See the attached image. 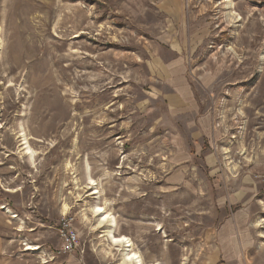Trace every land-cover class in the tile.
Masks as SVG:
<instances>
[{
	"label": "rangeland",
	"instance_id": "1",
	"mask_svg": "<svg viewBox=\"0 0 264 264\" xmlns=\"http://www.w3.org/2000/svg\"><path fill=\"white\" fill-rule=\"evenodd\" d=\"M223 1L0 0V264H121L96 206L147 264H264V0ZM178 55L213 167L176 148Z\"/></svg>",
	"mask_w": 264,
	"mask_h": 264
},
{
	"label": "crops",
	"instance_id": "2",
	"mask_svg": "<svg viewBox=\"0 0 264 264\" xmlns=\"http://www.w3.org/2000/svg\"><path fill=\"white\" fill-rule=\"evenodd\" d=\"M166 66L170 72V78L172 80L171 84L173 92L171 94H167V97L169 103L171 104L170 108L174 112L173 114L178 117L184 116V118L192 115V120L187 121L186 118V122H184V125L187 128V138L181 131L175 136L176 148L184 152V165L185 162L191 160L190 153L188 151L191 150L192 146V148L196 149V162L199 157L204 158V162L208 165L211 163V166L213 167L214 161L211 160L212 157H209L206 154V151L211 149L215 136V131L212 127V116L211 114H208L207 111H204L202 106L203 101L199 99L198 96V89H196L195 96L192 86L185 78L184 57L182 55H178L168 62ZM187 155H189V157ZM196 166H198L197 163ZM197 181L198 180H196V182ZM243 205L244 204H242V208L240 207V209L236 210V213L232 216V218L226 219L228 222L224 228L222 227L226 234H223V236L220 237L222 239L224 238L222 242L217 241L218 245L249 246L251 244V239L254 237L253 235L255 232V225L253 227L252 224V209ZM224 208L226 209L227 207ZM227 230H230V233ZM229 256L230 257L228 259L234 262H238L239 257V260H242L241 252H236Z\"/></svg>",
	"mask_w": 264,
	"mask_h": 264
},
{
	"label": "bare ground",
	"instance_id": "3",
	"mask_svg": "<svg viewBox=\"0 0 264 264\" xmlns=\"http://www.w3.org/2000/svg\"><path fill=\"white\" fill-rule=\"evenodd\" d=\"M226 1H229V0H224L223 2H226ZM227 6L233 8L234 3L232 1H229ZM241 19L242 18L238 14L234 13V21L238 22ZM26 144H27V142H26ZM27 149H28L27 154L29 156V159L31 161H33V159L35 158L34 151L31 150L29 148V146H27ZM96 193H98V192H94V194H96ZM67 209L68 208L65 207V210H67ZM5 213L7 215H9L10 217H13V218L17 217L10 209H7ZM93 214H95L96 216L97 215L100 216V218H99V223L100 224H103V222L110 223V226H109V228L106 229V232L111 237V244L122 247L123 257H122V263L121 264H147V263H145L142 255L139 254L138 252H136L133 249V247H134L133 245L134 244L131 242V240L129 238H127L126 236H122V235L121 236H116L112 232L113 226L116 225L115 219L113 217H111L110 213L105 212V208H103L102 206H96V207L93 208ZM259 220H260L259 224L263 225L264 224V218L259 219ZM97 224H98V221H97ZM150 264H160V263H150Z\"/></svg>",
	"mask_w": 264,
	"mask_h": 264
},
{
	"label": "built area",
	"instance_id": "4",
	"mask_svg": "<svg viewBox=\"0 0 264 264\" xmlns=\"http://www.w3.org/2000/svg\"><path fill=\"white\" fill-rule=\"evenodd\" d=\"M72 239H73V238H72ZM72 239H70V241H69V245H70L71 247L73 246ZM74 239H75V237H74Z\"/></svg>",
	"mask_w": 264,
	"mask_h": 264
}]
</instances>
